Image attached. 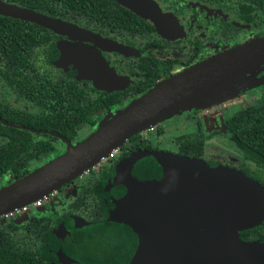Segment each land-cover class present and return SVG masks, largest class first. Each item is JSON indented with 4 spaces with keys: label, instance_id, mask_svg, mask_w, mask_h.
<instances>
[{
    "label": "flooded vegetation",
    "instance_id": "flooded-vegetation-1",
    "mask_svg": "<svg viewBox=\"0 0 264 264\" xmlns=\"http://www.w3.org/2000/svg\"><path fill=\"white\" fill-rule=\"evenodd\" d=\"M37 1L0 0L7 6L53 17L38 11ZM112 1L122 9L116 10L114 7L107 12H100L93 18L84 12L79 18L95 19L94 25L78 27L99 35L105 41L98 43L74 39L35 21L0 12V153L14 143L9 136L13 128L30 135L31 147L37 142H49L52 149L48 153L41 158L28 160L27 166L33 170L47 163L51 154L58 152L60 155L65 152L67 141L75 144L93 132L94 126L81 124L76 127L77 136L70 140L52 129L31 126L43 113H51L54 110V94L61 91L66 96L70 85H78L88 97H106L115 91H125L128 88L141 89V85L148 83V78L157 74L155 83L151 86L153 87L212 56L264 36V0H151L166 15L163 18L165 24L161 27L172 28L173 24L172 31L168 30L169 32L165 27L159 30L151 19L135 13L117 0ZM110 44H115L119 48L110 47ZM70 46L91 50L97 54L114 76L125 80L123 85L113 88L104 85L99 78L67 61L64 51ZM147 90L127 94L122 98L123 104L113 103L108 108L93 112L91 116L99 124L96 113L102 110L115 113ZM263 96L264 65H261L253 73L245 75L242 81L237 82L229 91V96L221 100V104H211L205 109L195 106L150 126L157 134L155 145H151L150 136L147 137L151 132L150 127L139 132L145 141L140 149L178 154L180 142L177 139L201 132L204 138L199 157L210 166L221 165L239 170L245 167L257 169V165L245 157L243 149L227 131L226 121L236 112L258 106ZM63 108H67L66 104ZM189 113H192V116H189ZM81 129L83 131H80ZM228 139L233 141L238 150L230 145ZM125 141L114 149L112 157H104L81 176L43 197L39 207L29 206L26 210L28 211L26 221L18 222L20 212L14 210V214L8 218L0 216V225L12 222L16 226L26 227L32 216L42 213L37 216L44 218L45 221L47 217L49 223L53 225L51 230L55 236L68 240L63 249L58 247L54 250V255L55 251L59 250L73 262L68 254H74L76 244L79 249L78 257L75 258L81 262L89 259L91 260L89 264H118L116 262L121 261H124V264L133 247V241L131 244L128 243L126 234V238L121 234L120 239L111 245L106 242L91 243L87 249V234H84L83 241L70 239L74 231L81 228L72 227V218L70 222L66 220L64 232H59L57 229L61 224L54 222L64 220L68 216H81L87 221L93 218L97 222L106 218L108 209L103 199L98 195L94 198L90 193L88 201H85L90 206H84L85 202L79 200L82 196L81 188L90 183L87 187L90 190L95 178L110 179L113 176L116 164L130 154L129 149L121 148ZM170 143L174 145V149L166 146ZM27 144L28 140L25 139L20 148L26 149ZM259 172L264 179V169H259ZM9 178L15 180L11 170L1 174L0 187L5 186ZM69 209L72 212H69ZM44 220L35 225L38 224L42 230H45V226L49 228L44 224ZM35 225L28 226V229L36 230ZM97 231L103 235L101 228ZM55 258L57 261L56 255Z\"/></svg>",
    "mask_w": 264,
    "mask_h": 264
},
{
    "label": "water",
    "instance_id": "water-1",
    "mask_svg": "<svg viewBox=\"0 0 264 264\" xmlns=\"http://www.w3.org/2000/svg\"><path fill=\"white\" fill-rule=\"evenodd\" d=\"M151 19L159 29L172 31L166 16L151 0H117ZM154 4V5H152ZM0 12L26 18L74 39L105 42L95 33L67 21L0 2ZM169 29H167V28ZM159 29V30H160ZM162 29V30H163ZM110 47L119 48L115 44ZM67 61L99 78L104 85L120 87L91 50L70 46ZM264 65V36L230 48L155 84L117 110L81 141L19 179L0 187V216L31 204L81 176L125 140L150 126L214 98H227L244 76ZM125 206L122 225L133 237L124 264H264V242H243L242 230L264 221V185L242 170L162 151L140 149L122 158L103 187ZM110 210L109 201H106ZM110 221L116 222L112 217ZM89 225L72 217V227ZM59 232H64L59 225ZM60 264L72 262L55 251Z\"/></svg>",
    "mask_w": 264,
    "mask_h": 264
},
{
    "label": "trees",
    "instance_id": "trees-1",
    "mask_svg": "<svg viewBox=\"0 0 264 264\" xmlns=\"http://www.w3.org/2000/svg\"><path fill=\"white\" fill-rule=\"evenodd\" d=\"M37 4L38 11L47 13L60 20L69 21L77 27H87L86 24L94 25L95 23V19H79L84 12L90 18H93L100 12H107L114 7L116 10L122 9L120 5L116 3L114 5L112 0H38ZM156 76L157 74L148 78V83L141 85V89L138 87L135 89L128 88L125 91H115L106 95V97L98 98L88 97L86 92L76 84L70 85L66 96L61 91L54 94V110L51 113H43L34 120L31 126L34 128H49L59 132L70 140H74L77 136V126L86 123L96 128L99 125L91 116L93 112L102 108H108L113 103L123 104L122 98L127 94L150 89L155 83ZM65 104L67 106L66 109L63 108ZM226 129L231 133L236 144L243 149L245 157L257 165V169L245 167L242 170L252 179L264 185V179L259 172V169H264V96L258 106H252L236 112L230 117L226 121ZM11 131L12 134L9 136L14 143L4 152L0 153V175L11 170L15 175V179H19L32 171L27 166L28 160L31 158H41L52 149V145L49 142H37L34 147H31L29 134L15 128ZM19 132H22V134H16ZM203 138L201 132L181 136L177 139L180 142V149L177 155L201 160L199 155ZM25 139L28 140L27 147L26 149H21V143H24ZM144 143L145 141L141 138V134L136 133V135L125 141L121 148L123 150L129 149V153H131L142 148ZM107 180H109L108 177L95 178L94 185H92L90 190L87 189L90 183H86L81 188L82 196L79 200L82 203L87 202L89 194L92 193L94 198L96 195L100 196L105 204L108 200L110 206V210H108L107 216L103 221L97 222L91 218L88 220L89 225L75 230L71 235L70 239L83 241L84 234H87V249L91 243L106 242L111 245L115 240L120 239L121 234L124 235V238H126L125 234L128 236V243L131 244L133 241L127 228L122 225V222L126 220L125 206L117 197L102 192V188ZM86 202L84 206H90ZM69 212L72 211L70 210ZM38 214L41 215L42 213ZM37 215L31 217V222L28 224L29 227L44 220V218H40ZM72 217L75 216H68L64 220L59 222L55 221L54 223L61 224L64 228L66 220L70 222ZM110 217L116 222L110 221ZM44 224H47L49 228L45 226V230H42V227L37 224L35 225L36 230H30L28 226H16L12 222L0 225V264H59L56 261L54 250L58 247L63 249V246L68 243V240L55 236L54 231L51 230L53 225L49 223L47 217ZM98 228H101L103 235L99 233L100 231L96 232ZM76 232L77 234H75ZM238 238L243 242H264V222L256 227L240 231ZM74 246V254H68L73 259V262L70 264L91 263L89 259H86L84 262L77 260L75 257H78L77 252L79 246L76 244ZM123 262L116 263L123 264Z\"/></svg>",
    "mask_w": 264,
    "mask_h": 264
},
{
    "label": "rangeland",
    "instance_id": "rangeland-1",
    "mask_svg": "<svg viewBox=\"0 0 264 264\" xmlns=\"http://www.w3.org/2000/svg\"><path fill=\"white\" fill-rule=\"evenodd\" d=\"M249 84V82L248 83H246V85H248ZM226 99V97L224 96V98H214V100H211L210 102H208V103H206V104H202V105H199V107H200V109H205V108H208V106L209 105H211V104H216V105H218V104H221L222 103V101L221 100H225ZM219 107V106H218ZM224 111V110H223ZM230 112V111H229ZM113 114V112H109V111H105V110H102V111H100V112H98V113H96L95 115H96V117L99 119V123H102V122H104L105 120H107L111 115ZM189 116H192V113H189ZM167 119H169V118H167ZM166 120V119H165ZM221 123H218V125H220ZM85 129V128H84ZM80 131H83L82 129L80 130ZM85 131V130H84ZM149 131H151L150 132V134H148V136L147 137H149L150 139H149V141L151 142V145H155L156 144V142H157V134H155L156 132H155V130H153V127H152V129H151V127H150V129H149ZM85 133V132H84ZM81 134H83V133H81ZM167 140H169L168 138H167ZM228 142L230 143V145H232L233 147H235L237 150H238V148L235 146V144L233 143V141H231L230 139H228ZM166 146L167 147H169V148H172V149H174L173 148V144L172 143H170V144H166ZM162 146H160V148H161ZM58 152H55V154H51L50 156H49V159H48V161L47 162H49L50 160H52V159H54L56 156H58ZM203 162H206L205 160H202ZM207 163V162H206ZM10 182H12V178H9L8 179V182H7V184L8 183H10ZM7 218V217H6ZM27 218H28V211H21L20 212V218L19 219H17V221L18 222H24V221H26L27 220Z\"/></svg>",
    "mask_w": 264,
    "mask_h": 264
},
{
    "label": "built area",
    "instance_id": "built-area-1",
    "mask_svg": "<svg viewBox=\"0 0 264 264\" xmlns=\"http://www.w3.org/2000/svg\"><path fill=\"white\" fill-rule=\"evenodd\" d=\"M114 151V150H113ZM112 151V152H113ZM110 153L109 155H108V157H112L113 156V153ZM43 197H45V196H43ZM43 197L42 198H39V199H37V200H35V201H33L31 204H27V205H24V206H22V207H20V208H18V209H16V212H21V211H26L27 209H28V207L29 206H33V207H39L40 206V203L42 202V200H43ZM14 214V212H10L9 214H7V215H4V216H1V217H10V216H12ZM0 217V218H1Z\"/></svg>",
    "mask_w": 264,
    "mask_h": 264
},
{
    "label": "crops",
    "instance_id": "crops-1",
    "mask_svg": "<svg viewBox=\"0 0 264 264\" xmlns=\"http://www.w3.org/2000/svg\"><path fill=\"white\" fill-rule=\"evenodd\" d=\"M177 114H180V113H177ZM177 114H175V115H177ZM175 115H173V116H175ZM173 116H171V117H173ZM171 117H170V118H171Z\"/></svg>",
    "mask_w": 264,
    "mask_h": 264
}]
</instances>
